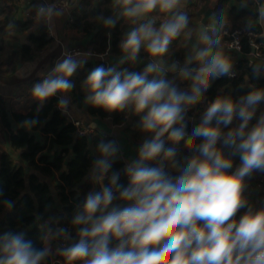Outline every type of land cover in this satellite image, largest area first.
<instances>
[{
    "label": "clouds",
    "instance_id": "9594fccd",
    "mask_svg": "<svg viewBox=\"0 0 264 264\" xmlns=\"http://www.w3.org/2000/svg\"><path fill=\"white\" fill-rule=\"evenodd\" d=\"M116 2L130 20L143 18L157 8L161 13H170L180 4V0ZM186 25L183 13L166 20L159 29L152 23L141 24L122 42V51L129 60H135L146 46L150 57L162 58ZM204 39L209 47L196 57L205 64L195 74L192 95L178 93L164 79H150L151 73L160 71L158 63L150 64L142 74L100 66L87 76L84 87L93 106L109 112L128 107L136 114L147 110L142 127L146 133H154V138L143 144L139 162L128 169L129 186L120 191L125 206L110 209L114 195L108 188L102 194L88 196L75 219L76 225L83 223L86 227L80 228L79 241L63 250L66 264H264V210L254 214L249 210L238 221L233 219L245 205L241 195L244 177L254 169L264 170V117L245 138V128L253 116L249 107L264 98V91L247 95L246 105L239 109L243 123L225 138V143L235 145L240 153L241 165L235 172H228L233 161L216 148L220 128L210 126L214 117L218 125H228L233 119L236 105L231 99L220 98L211 103L203 122L193 130L192 136L203 137L205 142L194 146L192 139L186 141V147L203 158H192L175 179L161 167L146 164L162 152L164 160L174 158L175 149H165L162 137L168 134L172 142L184 138L183 128L174 127L182 119L181 105L198 102L201 91L210 86L209 77L230 71L227 58L220 53L212 55L210 46L218 41ZM76 69L71 57L57 63L48 77L33 87V97L43 102L68 93ZM110 148L111 145L103 146V153L108 154ZM113 240L117 243L110 247ZM0 251V264H40L47 255V249L36 250L21 236L6 239Z\"/></svg>",
    "mask_w": 264,
    "mask_h": 264
},
{
    "label": "crops",
    "instance_id": "0c3cea01",
    "mask_svg": "<svg viewBox=\"0 0 264 264\" xmlns=\"http://www.w3.org/2000/svg\"><path fill=\"white\" fill-rule=\"evenodd\" d=\"M57 1L60 0H0V98L4 99L7 103L10 119L15 129L19 128V125L14 121V115H27L33 107L44 105L52 98H57L59 100V110L64 114L68 113L82 127L93 132L91 136H87L90 143L98 135L103 140H108L107 145H111L108 154H104L102 151V147L107 146L104 143H98L97 148L93 146L90 148L93 157L96 159V164L89 169L87 176L79 185L83 186L84 189L78 190L76 196V205L80 209H83L89 195L102 194L103 190L107 188L106 181L108 175L104 172L102 160L115 157L124 163V171H127L129 167H134L139 162V152L143 144L154 138V133H146L142 126L138 127L134 122L136 116L144 115L147 110L144 113L136 114L132 107L125 108L120 111L124 112V121L120 124L114 122V112H110V115L105 118L93 116L89 112L91 102L84 83L90 72L96 67L103 66L106 69L114 68L117 72L127 70L128 72H139L142 74L150 64L158 63L160 71L151 73L150 79H164L178 93L192 95V88L186 87L182 81V77L184 76L182 75V71L184 69H199L204 66L205 61L198 60L197 58L191 60V57L195 54L198 55L199 52L209 47L205 43V37L211 41H215V35L212 30L215 18L220 16L226 17L234 26L244 29H249L254 25L264 26V5H260L261 0H258V3L255 0H223L210 22L203 26L201 21L204 17V12L209 6V0H180L177 8L173 9L170 13H161L159 8H157L143 18L132 20L127 19L123 11L120 13L117 11L116 14L107 13L109 4H104L103 0H69L71 11H73L74 15L76 14L80 18H84L86 21L92 23L93 33H80L78 29L74 28V25H68L66 11L52 10L49 28L53 34V39H46L45 47L41 49L35 48L30 55L31 58H22L20 54L23 46L30 43V35L36 33L41 24L35 20V17L41 15L40 8L44 6L49 7ZM112 1V7L118 5L116 0ZM181 13L186 15L187 25L181 30L180 35L169 44L168 50L162 58L150 57L146 51V46H142L135 60H129L125 53L120 55L114 54L111 50V33L113 28L108 34L109 40L104 41L102 48L99 49L101 37L109 27L106 21L113 19L116 22V16L120 14L123 17L121 25V38L123 42L130 31L138 28L141 24L152 23L153 27L159 29L163 22ZM254 14H258V17L255 18ZM25 35L26 38H23ZM210 47L212 55L223 52L215 49V43L211 44ZM182 49L185 51L184 56L180 52ZM68 57H71L77 64V69L70 78V82L73 85L72 89L63 96L57 94L43 102L37 101L32 95L33 84L47 78L56 64ZM239 57L253 61L251 55H239ZM208 59L210 60L211 57ZM79 96L83 98L80 100ZM61 100H64L65 103L61 104ZM251 111L253 112V116L245 128V137L257 125L261 117H264V98L253 105ZM206 112L207 110L197 119L191 116L190 120H199L206 115ZM241 123H243L242 118L239 115H233L231 123L225 125L227 127L226 133L238 130ZM32 133L36 136L37 140L41 142L45 141L46 137L40 132ZM227 134L220 136V142H217L216 148L222 151L226 158L233 161L232 168L228 170L229 173H232L241 165V160L240 153L236 151L235 145L229 146L225 143ZM50 138L48 137V139ZM167 139L168 134H165L162 137V141ZM0 149L2 151H11L1 123ZM44 153L49 152L44 151ZM196 156H201V154L189 148L175 149L174 158L167 160V170L165 173L173 179L179 177L184 166L190 161L189 159ZM201 158L203 157L201 156ZM71 159H73L72 153L66 157L62 171L53 170L50 175H43L37 171H31L30 173L37 175L42 182L49 184L53 197H56L55 186L60 182V177L67 170V163ZM146 164L149 167H156L151 161L146 162ZM261 180H264V170L260 169H254L249 175L244 177L241 195L245 201V205L238 210L233 219L238 221L249 210L253 214L264 210V181L262 185ZM123 206H125L124 202L120 200V196L116 193L110 209L111 207ZM55 208L58 211L59 218H61V215H64L65 218L61 204L57 199ZM77 233H75L74 241L69 247L77 243ZM43 247L47 249L50 264H66L63 256L64 249L60 247L59 241L54 236L44 239Z\"/></svg>",
    "mask_w": 264,
    "mask_h": 264
},
{
    "label": "trees",
    "instance_id": "16d2710c",
    "mask_svg": "<svg viewBox=\"0 0 264 264\" xmlns=\"http://www.w3.org/2000/svg\"><path fill=\"white\" fill-rule=\"evenodd\" d=\"M4 1V0H2ZM104 4H109L107 13H120L123 8L120 4L112 7V0H103ZM264 5V0L260 1ZM112 8V9H111ZM1 11V8H0ZM74 28L82 34H92L93 25L74 15ZM115 24L109 25L108 29L101 37V46L104 41H108V34L111 33V50L114 54L123 53L121 45V25L123 23L122 14L116 16ZM257 18L258 14H254ZM251 31L261 34L262 37L255 41L260 44L261 51L264 53V26L254 25L249 28ZM47 26L40 24L36 33L30 35V43L22 48V58H31L30 55L35 48L41 49L46 46ZM243 47L240 55L246 56L251 51L250 40L244 38ZM184 56L185 51H180ZM227 58L231 64L230 71L236 73L235 78H230L228 73L216 77H209L210 86L207 91H201V99L194 104L192 112L187 115L183 109L187 104H182V119L187 121L186 130H194L201 123H194L190 117L197 119L201 117L208 109V105L215 102L217 98L231 99L236 105L233 115H239V109L247 103L246 97L253 91H264V77L262 70L264 64L256 63L245 58H240L235 52H219ZM14 55V53H12ZM180 54V55H181ZM194 76H183L182 81L188 88H192ZM78 98V95L76 94ZM83 97L79 96L81 100ZM201 101V102H200ZM253 106L249 107L251 111ZM89 112L96 117L105 118L110 115L109 111L95 107L92 103L89 106ZM136 116L134 122L138 127L142 126L143 117ZM113 120L116 124L124 121V112L115 111ZM14 121L19 125L15 129L9 117V109L4 99L0 98V123L10 144V152L0 149V248L6 239L10 240L14 236H21L24 241L31 242L36 250L43 251L44 237L46 232L59 241L63 234L72 231L74 234L79 232L81 227H86L83 223L75 224V219L82 209L76 205L78 190L84 189L79 186L88 174L90 168L96 164V159L91 153V146L97 148L98 143L108 144V140H103L99 135L94 137L90 143L87 136H79L75 125L68 120L65 114L59 110V100L52 98L44 105L35 106L27 115H14ZM26 126V127H24ZM210 126L219 127L222 136L227 133V127L224 124H217V118L214 117ZM174 127H176L174 125ZM31 132H40L46 139L44 142L37 140ZM48 137H51L48 139ZM189 138L184 137L179 142H172L169 139L163 141L165 149L182 148L187 149L186 141ZM204 138H196L193 141L194 146H200L204 143ZM47 151L49 153H44ZM54 152V154H52ZM73 154V159L67 163V170L62 173L60 182L56 184V197H53L50 185L41 181V179L30 173L37 171L43 175H50L53 170L62 171L66 157ZM163 154V152L161 153ZM182 160V159H181ZM103 162L104 172L108 175L107 188H117V195L120 196L122 188L129 186L127 172L124 171V163L115 157L106 158ZM115 178V183H113ZM56 199L61 204L65 218L59 223L58 211L55 208ZM38 219V221H37ZM116 241H110V247L116 245ZM3 253L0 251V258ZM40 264H50L46 255Z\"/></svg>",
    "mask_w": 264,
    "mask_h": 264
},
{
    "label": "built area",
    "instance_id": "2783aa9c",
    "mask_svg": "<svg viewBox=\"0 0 264 264\" xmlns=\"http://www.w3.org/2000/svg\"><path fill=\"white\" fill-rule=\"evenodd\" d=\"M256 3H258V0H255ZM43 9V11H41ZM52 10H63L66 11L68 15V25L72 26L74 24V16L73 11H71V4L69 0H60L57 2H54L51 4V6H44L40 8L41 15L39 17H35V20L39 21L41 24H45L47 26V34L46 39L52 40L53 34L50 31L49 24L51 21L52 16ZM212 30L215 35V41H218L215 43V49L217 51H232L235 52L237 55H240L242 52V41L244 38H248L250 40L251 45V51L248 55H251L253 57V62L264 64V53L261 51L260 44H258L255 40L262 37L261 34L255 33L251 31L250 29H244L240 27L234 26L231 21L223 16L216 17L213 24H212ZM198 68L195 69H184L182 72H188L190 75L188 76H194L196 72L198 71ZM262 75L264 77V70H262ZM236 73L234 71L229 72L230 78H235ZM42 82V81H41ZM41 82H36L33 84V87ZM32 87V90H33ZM184 113L189 115L192 112L191 106H186L183 109ZM67 114V115H66ZM65 116L68 118L70 122H72L76 127V132L79 136H91L92 131L86 130L82 125L75 121L68 113H65ZM187 121L184 119H181L177 122L176 128H183L184 130V137L192 139V141L196 140V137L192 136L193 131L192 130H186ZM164 155V154H163ZM163 155L158 157L157 159L151 161L156 165V167H161L164 172L167 170V160L163 159ZM129 169V168H128ZM127 169V175L129 176V172ZM263 181L261 180V184L263 185ZM112 193L115 195L118 192L117 188H112ZM50 237H53L51 232H46L44 239H48ZM75 234L72 231H67L61 239L59 240V245L61 248L65 249L68 248L69 245L74 241Z\"/></svg>",
    "mask_w": 264,
    "mask_h": 264
},
{
    "label": "water",
    "instance_id": "95a60500",
    "mask_svg": "<svg viewBox=\"0 0 264 264\" xmlns=\"http://www.w3.org/2000/svg\"><path fill=\"white\" fill-rule=\"evenodd\" d=\"M222 1L223 0H209V6L206 9V11L204 12V17H203V19L201 21V23H202L203 26L207 25L210 22V20L214 16L215 11L218 9V7H219V5L221 4ZM23 38H26V35L23 36ZM196 57H197V54L193 55L191 57V60H195ZM9 117H10V115H9ZM204 117L201 118V119H199V120H195L194 123H202ZM29 133L32 134V132L30 130H29ZM217 142H220V140H218ZM236 142H237V144H239L240 143V138H237V141ZM189 160H191V159H189ZM60 217H61L60 218V223H61L63 221L64 215H61ZM37 221H38V219H37ZM79 239H80L79 233H77V242L79 241Z\"/></svg>",
    "mask_w": 264,
    "mask_h": 264
}]
</instances>
